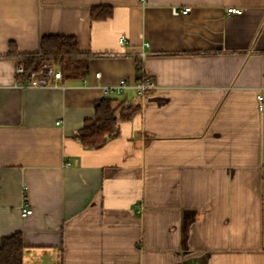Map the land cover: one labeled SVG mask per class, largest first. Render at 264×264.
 <instances>
[{"label":"crops","instance_id":"1","mask_svg":"<svg viewBox=\"0 0 264 264\" xmlns=\"http://www.w3.org/2000/svg\"><path fill=\"white\" fill-rule=\"evenodd\" d=\"M49 36L77 40L84 78H21ZM122 80L112 106L137 112L86 148ZM16 233L23 264H264V0H0V243Z\"/></svg>","mask_w":264,"mask_h":264},{"label":"trees","instance_id":"2","mask_svg":"<svg viewBox=\"0 0 264 264\" xmlns=\"http://www.w3.org/2000/svg\"><path fill=\"white\" fill-rule=\"evenodd\" d=\"M112 15L110 8L94 9L93 19H104ZM78 42L75 38L49 36L43 37L38 55L25 58L22 63V79L38 72L51 62L61 68L67 78H84L87 75V62L79 59ZM141 64L138 65L139 80L144 77ZM113 99L105 98L95 108V116L87 119L79 130L77 138L89 149H99L110 139L119 135V122L130 120L137 112L133 105L120 104L113 108ZM24 243L20 233L5 238L0 243V264H23Z\"/></svg>","mask_w":264,"mask_h":264},{"label":"built area","instance_id":"3","mask_svg":"<svg viewBox=\"0 0 264 264\" xmlns=\"http://www.w3.org/2000/svg\"><path fill=\"white\" fill-rule=\"evenodd\" d=\"M131 1H138L143 2L144 0H131ZM190 11L189 7L184 8L182 11L183 14H187ZM228 13L231 14H241L242 10L239 8H228ZM120 44H125L127 42V38L125 36H122L119 40ZM16 71L18 74H22L24 72V66L22 63L18 64L16 67ZM61 70L57 69L54 65L46 64L41 67V69L38 72H33L30 75L28 86L30 87H37V88H50L51 85V79H54L55 81H61L63 79ZM99 76V74H98ZM57 86L56 84L54 85ZM130 87V85L125 81L122 80L119 84L114 86H105L103 87V94L105 98H111L112 95H119L124 90H127ZM154 87V84L152 83L151 79L144 75V77L139 80L134 88L138 91L143 92L146 89H151ZM33 213V210L29 208L27 204H24V206L21 209V214L23 217H27Z\"/></svg>","mask_w":264,"mask_h":264}]
</instances>
